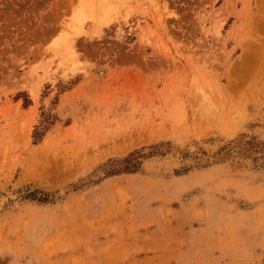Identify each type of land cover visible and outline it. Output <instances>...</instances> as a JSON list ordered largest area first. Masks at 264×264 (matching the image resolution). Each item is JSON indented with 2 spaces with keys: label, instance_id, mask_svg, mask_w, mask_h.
I'll list each match as a JSON object with an SVG mask.
<instances>
[{
  "label": "rangeland",
  "instance_id": "rangeland-1",
  "mask_svg": "<svg viewBox=\"0 0 264 264\" xmlns=\"http://www.w3.org/2000/svg\"><path fill=\"white\" fill-rule=\"evenodd\" d=\"M88 1L0 0V264H264V0Z\"/></svg>",
  "mask_w": 264,
  "mask_h": 264
},
{
  "label": "trees",
  "instance_id": "trees-1",
  "mask_svg": "<svg viewBox=\"0 0 264 264\" xmlns=\"http://www.w3.org/2000/svg\"><path fill=\"white\" fill-rule=\"evenodd\" d=\"M131 155L136 156L135 159H136L137 157L139 158V157H141V156H145V154L140 153L139 150H138V151H134V152H132ZM134 167H135V165H133V168H134ZM126 168H128V167H126Z\"/></svg>",
  "mask_w": 264,
  "mask_h": 264
},
{
  "label": "bare ground",
  "instance_id": "bare-ground-1",
  "mask_svg": "<svg viewBox=\"0 0 264 264\" xmlns=\"http://www.w3.org/2000/svg\"><path fill=\"white\" fill-rule=\"evenodd\" d=\"M86 2H90V1L86 0ZM90 3H91V2H90ZM90 3H89V4H90ZM94 3H95V2L93 1V4H94ZM85 5H86V7H87V3H86ZM89 6H90V5H89ZM89 6H88V9L90 8ZM101 6H103V5H101ZM91 9H92V8H91ZM88 12H90V11L88 10ZM91 12H92V11H91ZM95 12H96V10H95ZM240 68H241V67H240Z\"/></svg>",
  "mask_w": 264,
  "mask_h": 264
},
{
  "label": "crops",
  "instance_id": "crops-1",
  "mask_svg": "<svg viewBox=\"0 0 264 264\" xmlns=\"http://www.w3.org/2000/svg\"><path fill=\"white\" fill-rule=\"evenodd\" d=\"M219 254H221V252H218V253L214 254L213 257H216V256H218Z\"/></svg>",
  "mask_w": 264,
  "mask_h": 264
}]
</instances>
